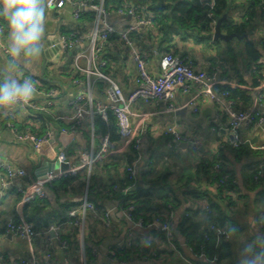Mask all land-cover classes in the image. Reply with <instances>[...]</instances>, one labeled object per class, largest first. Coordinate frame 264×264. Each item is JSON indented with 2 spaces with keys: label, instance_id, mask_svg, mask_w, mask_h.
Listing matches in <instances>:
<instances>
[{
  "label": "crops",
  "instance_id": "0c3cea01",
  "mask_svg": "<svg viewBox=\"0 0 264 264\" xmlns=\"http://www.w3.org/2000/svg\"><path fill=\"white\" fill-rule=\"evenodd\" d=\"M131 1H125V4L135 9ZM258 6L256 5L251 16L246 17L247 5H228L226 13L221 16L227 24L247 21L244 31L236 33L242 36L241 38L214 40L213 27L210 42L197 43L193 39L183 40L180 35H173L169 39V45L161 46L163 39L154 28L139 25L136 31L129 35L130 45L117 36L111 37L99 59L106 61L108 68L104 69L107 68L110 73H105L115 79L124 95L128 97L137 88L138 69L133 52L144 57L146 70L154 76L160 72L159 61L168 46L171 47L172 53L190 59L196 71L208 74L215 71L216 79L211 86L217 94L226 88L244 91L250 103L239 101L238 106L240 109L248 108L259 92L261 64L264 59V13ZM104 10L102 22L111 24L117 32L136 24L133 17L120 14L117 10ZM73 12L74 7L70 4L62 8H46L42 55L27 64L23 56L14 60L5 55L0 47V81L10 75L16 79L30 78L41 88L55 89L52 107L48 112H43L50 117V122H46L45 126L52 133V137L50 143H44L37 148L30 141H21L13 132V129L16 131L22 125L39 127L38 118L35 119L34 115L37 112L20 104L0 108V163L12 168H22L30 176V179H8L5 170L0 168V264L22 260L28 264H149L152 261L157 264H241L246 256L251 255L253 251H259L260 240L264 239V198H261L258 189H250L249 182L256 164L264 157V154L255 153L264 150V130L254 125L243 124L238 132L241 142L247 144L252 152L242 154L238 158L228 151L224 152L226 166L233 173L235 182L233 190L226 192L234 202L226 209L228 221L222 230L209 231L208 226L204 232L211 235V240L217 247L223 243L229 244V250L222 258L219 253L214 258L206 256L199 244L200 235L190 232V236H184L178 230V223L190 210L196 214L197 222L202 223L204 210L200 198L185 197L177 192L175 215L171 223L175 250H171L159 232L150 227H138L127 219L120 206L118 194L97 195L96 191L90 193L87 184H84L85 179L76 180L66 188L56 190L45 185L46 198L43 200L48 206L44 212L53 219L56 215H61L62 204L78 205L88 199L100 207L98 213L108 212V227L97 214L87 212L82 235L70 223L51 224L46 230L38 231V235L30 242L6 231L7 221L22 218L18 186L29 182L43 184L39 182L43 178L38 175L39 170L54 162L57 154L63 153L65 162L72 167L78 164V156L81 153L89 154L91 150L96 149L99 142V134L94 133V121L91 126L89 116H84L77 128L70 127L72 112L69 102L78 94L89 95L95 102H106L104 82L78 72L74 66V55L88 48L87 39L70 50L61 47L60 41L64 34L76 32L86 36L93 29V20L88 22L86 19H75ZM89 12L94 14L91 9H85L82 10V15ZM139 12L143 16H152L144 10ZM2 23L0 40L8 48L10 33L4 19ZM102 26L99 30H102ZM222 33L228 34L225 29ZM249 43L253 49L252 53L256 54L254 58L250 56L252 53L247 52L246 45ZM79 65L86 67L87 60L82 59ZM202 86L204 87L203 84L189 83L186 87L178 89L173 100L174 110H170L163 101L136 99L130 105V122L135 137L138 138V147L133 149L131 142L127 144L122 139L111 144L107 164H117L116 169L110 171L114 181L123 176L127 165L133 166L135 180L139 186L145 184L143 176L151 180L168 173L170 180H176L185 173H194L199 161L212 158L219 144L230 139L229 119L222 109L223 102L200 93ZM44 99L35 94L32 101L42 102ZM191 99L196 100L197 110L189 104ZM167 127H174L185 140L193 141L196 146L187 141L175 143L172 136L165 132ZM97 166L98 163H95L91 167L96 177L93 182L100 185L103 181L99 180H106V177ZM5 182L7 184L3 190L2 184ZM201 183L203 189L215 192V186L209 184L203 175ZM164 193L165 191H159V195ZM53 213L56 214L53 216ZM198 232L202 233V227ZM60 241H64L67 246L64 247ZM128 241L142 250L147 242H152L149 248L157 253V257L144 260L132 253L123 263L112 261L109 250ZM85 248H89L87 256Z\"/></svg>",
  "mask_w": 264,
  "mask_h": 264
},
{
  "label": "built area",
  "instance_id": "2783aa9c",
  "mask_svg": "<svg viewBox=\"0 0 264 264\" xmlns=\"http://www.w3.org/2000/svg\"><path fill=\"white\" fill-rule=\"evenodd\" d=\"M66 4H70L74 7L73 17L75 19H79L80 15L82 14V10L85 9H91L95 14L93 18L94 26L93 29L88 33V35L83 36L81 34H77L76 32H69L62 36L60 44L63 49L70 50L73 49L77 44L82 43L85 38L87 39L88 48H86L85 51L78 52L74 55V66L78 72L85 74L88 77L93 76L96 80L104 82V92L106 99L105 103L95 102L93 101L92 97H90L89 95L86 96L84 94H78L76 97L71 99V101L69 102V107L72 112V115L70 117V120L72 121V125L70 126L71 128H77V126L81 124L84 116H89L91 120V126L93 125V119L95 115H98L102 120L107 121V112L110 111L115 117L117 134L119 135L120 139L124 140L127 144L131 142V147L133 149H137L138 138L135 137L130 122V105L136 99H141L144 101H163L167 103L170 110H174L175 107L173 100L176 91L180 88L186 87L189 83H197L204 85V87L202 86L203 89H201L200 93L205 94L211 99H216L223 102L221 103V106L229 119L228 132L231 137L230 141L234 146H237L239 143H241V140L238 137V132L243 124L254 125L264 130V59L261 64L262 78L260 81L261 83L258 87L259 92L253 104L245 109H236L235 101L229 97L228 91H220L217 94L213 90L211 85L216 79L215 71L209 74L198 72L195 70L193 62L190 59L172 53H165L161 56L159 61L160 72L159 74L153 76L150 75L145 68L144 57L137 52H133V59L138 69L137 88L128 97H126L115 79L111 75L106 74L102 71V68L106 67L107 63L105 60H100L99 56L103 51L106 42L112 36H117L125 44L130 45L131 40L129 35L132 32L136 31L139 25H145L153 28V16H143L132 7L126 9H118V13L133 17L136 21V24L128 26L124 31L117 32L114 26L102 22V16L103 14H105V10L103 8V0H46V8L49 9L62 8ZM208 6V17H212L211 10H213L214 8V0H211ZM212 23L214 27L216 21L214 20ZM101 25H103L102 30H99V27ZM2 32L3 27L0 25V34ZM0 47L2 48L5 55L11 57L8 53V48H6L1 40ZM82 59L87 60L86 67H81L79 65V62ZM35 86V94L41 96L42 98H45V101L33 102L31 100L27 105H20L29 107L35 112H48L53 105L55 89L41 88V86L37 85L36 83ZM189 104L193 107L194 110L198 109L196 100L191 99L189 101ZM13 132L15 137H17L21 141H30L35 148L44 143H50V139L52 137V133L49 130H47L41 137H35L30 132L19 134L14 129ZM165 132L172 136L175 143L187 141L176 129H174V127H167L165 129ZM187 142L196 146L193 141ZM110 146L109 136L107 134L102 135L99 139L96 149L91 150L89 154L81 153L78 156L79 162L77 165L72 167L69 165V168L66 170H61L59 167H57L55 169L46 171L43 184H35L29 182L25 185L18 186L17 189L22 196L21 204L23 205L24 203L32 200L46 198L45 185H49L56 179L66 177L68 175H73L77 172V170L83 167L86 168L89 172L96 161H100L109 154ZM55 160L59 165L66 163L65 155L63 153L57 154ZM0 166H2L6 171V176L8 179H12L14 177L30 179L28 173L22 168H12L10 166L4 165L3 163H0ZM218 167L219 164H216L213 168V171H216ZM125 171L131 177L135 178V170L132 165H127L125 167ZM263 171L264 161H261L258 166L257 172L254 175V179L258 180V177L261 176ZM227 179L228 175H223L221 183L227 181ZM6 184V182L2 184L3 190ZM121 191L124 193L126 189H123ZM132 210V205H129L127 208L123 209L129 221L133 222L138 227H150L156 230L166 239L170 249L175 250V239L171 227V223L175 215L174 207L172 206V204L167 205L166 212L164 213L163 218L160 221L145 222L142 217H138L135 220L131 215ZM203 210L204 212L210 211V207L207 202H203ZM87 212L97 214L106 227L110 225L108 212L98 213L95 204L88 199H84V201L77 208L70 210L68 214V216L73 219V221L69 223L75 226L80 231L81 235L82 227L84 226L85 215ZM261 226L263 225L261 224ZM5 229L9 234L25 239L28 242L32 241L38 235V232L34 230L33 225L27 223L22 218L18 220L13 219L7 221L5 224ZM218 230L219 228L217 226H209V231L217 232ZM203 237L205 240H208L209 233H204ZM60 242L64 247L67 246L64 241ZM123 245L130 246L132 245V243L131 241H128L126 243L118 244L108 252L110 259L115 263H123L119 262L115 258L116 250L121 249ZM134 246L137 247L136 245ZM146 247H151V242H147ZM135 255L140 256L144 260H151L152 258L156 257L157 253L152 248H150L147 255H144L142 252L139 255L138 253H135ZM11 264L28 263L27 261L22 260L19 262L14 261ZM34 264L41 263L34 262Z\"/></svg>",
  "mask_w": 264,
  "mask_h": 264
},
{
  "label": "trees",
  "instance_id": "16d2710c",
  "mask_svg": "<svg viewBox=\"0 0 264 264\" xmlns=\"http://www.w3.org/2000/svg\"><path fill=\"white\" fill-rule=\"evenodd\" d=\"M125 1L127 0H103V8L112 10L126 9L130 6L126 5ZM210 1L211 0H132L131 2L137 12L144 10L152 14L154 31L161 35V38L163 39L160 43L161 46L169 45L171 41L169 39L173 35H180L183 40L193 39L197 43L210 42L213 31L212 22L214 20L217 21L224 13H226L228 5H247L246 17L251 16L255 12L256 5H259V10H262L261 12L264 13V0H214V8L211 10L212 17H208V4ZM93 18L94 14L89 12L87 14H81L79 19L84 21L86 19V21L91 22ZM2 21L3 19L1 20L0 18L1 26L3 25ZM245 26H247V21L239 22V24H227L226 20H223L220 29L222 32L225 29L228 34L234 32L242 33ZM246 49L249 53H252L253 51L250 43L246 45ZM165 53H172L171 47L166 46V49H164V54ZM250 56L254 58L256 57V54L252 53ZM106 67L108 68V65H106ZM107 68H102V71L104 73H110ZM222 91L229 92V97L235 101V107L238 110L240 109L238 106L239 101H244L247 104L250 103V99L246 96L245 92L240 89L228 90L226 88ZM36 112L37 113H34V115L35 119L38 118L37 121L40 123L39 127L33 128L30 125H22L21 128L18 127L16 131H22L21 134L30 132L35 137H41L44 135L47 131L45 123L50 122V117H48L46 113ZM93 121L94 133L96 132L99 134V139L102 135L107 134L109 136L110 145L113 142L120 140L115 125V117L110 111L107 112V121L102 120L98 115H95ZM60 124L63 126L62 123ZM225 151L230 152L238 158V156L248 154L253 150H251L247 144H243L242 142L237 146H234L229 139L225 143L219 144L212 158L199 161L194 173H185L176 180H170L168 173H163L157 178L151 180H148L143 176L145 183L144 186L137 185L135 178L131 177L126 171H124L123 176L119 177L118 181H114L111 178L110 171L111 169H116L117 164L114 163L112 166L107 164V158L110 156L108 154L105 158L95 162L98 163L97 167L101 168V171L105 173L106 177V180H99L103 181L100 185H96V183L93 182L94 179H96L95 171L91 169L88 172L87 169L83 167L77 170L75 174L56 179L47 186L52 190H56L58 188H66L68 184H71L76 180L82 179L83 181V179H85L86 183L84 182V184H87L90 193L96 191L97 195L118 194L120 206L124 209L129 205H132L133 210L131 215L133 219L136 220L138 217H142L145 222L162 220L167 205L172 204L173 207L175 206L177 192L183 194L185 197L190 196L193 198H200L202 202H207L210 207V211L203 212L204 220L202 223L197 222L196 214H193V211L190 210L187 215L181 218L178 223V230L184 236H190L192 233L193 235H200L201 238L199 244H201L206 256L214 258L219 253V257L222 258L223 255L225 256L227 254L229 244L221 243L222 245L217 247V245L212 242L211 235L208 240H205L203 234L205 230H207V227L211 225L217 226L222 230L223 227H225V223L228 221L226 209L234 203L232 197L229 196V194H226V192L233 190L235 182L233 179L234 175L227 168L224 160ZM255 153L263 155L264 150L261 152L256 151ZM127 159L129 160V158ZM261 161H264V157L256 164L253 173L250 175L249 182L251 185L250 189H258L259 195H261V198H264V171L261 176L258 177V180L254 179V175L256 174ZM127 164H129V162ZM216 164H219V167L216 171H213ZM0 168L3 167L0 166ZM225 174L228 175V179L221 183L222 176ZM202 175L206 177L209 184L215 186V192H210L209 190L202 188ZM123 189H126L124 193L121 191ZM159 191H165L164 195H159ZM92 203L95 204L97 210H100V207L96 202L93 201ZM80 204H62L61 215H56L55 218L51 219L49 214H45L44 212L48 206L47 202L43 199L32 200L22 205L21 216L24 221L32 224L34 230L38 232L46 230L51 224L62 225L73 221V219L68 216L69 211L77 208ZM54 214L56 213H53V216ZM201 227L202 233L199 234L198 231ZM61 240L63 239L61 238ZM138 249L144 255H147L150 250L149 247H145V249L142 250L138 246L123 245L121 249L116 250L115 258L119 262H125V260L130 258L132 253H138V255L141 254ZM85 253L87 256L89 248H85Z\"/></svg>",
  "mask_w": 264,
  "mask_h": 264
},
{
  "label": "clouds",
  "instance_id": "9594fccd",
  "mask_svg": "<svg viewBox=\"0 0 264 264\" xmlns=\"http://www.w3.org/2000/svg\"><path fill=\"white\" fill-rule=\"evenodd\" d=\"M0 18L7 23L10 33L8 53L14 60L23 56L27 64L42 55L46 0H0ZM35 93L36 86L32 79L5 76L0 81V108L27 105ZM241 264H264V239L260 240L259 251L246 256Z\"/></svg>",
  "mask_w": 264,
  "mask_h": 264
},
{
  "label": "water",
  "instance_id": "95a60500",
  "mask_svg": "<svg viewBox=\"0 0 264 264\" xmlns=\"http://www.w3.org/2000/svg\"><path fill=\"white\" fill-rule=\"evenodd\" d=\"M223 17L219 18L215 25H214V33H213V39L214 40H218V39H224V40H230L232 39L233 37H238V38H241L242 36H239L238 34L236 33H230V34H225V33H222L221 29H220V26H221V23L223 21ZM244 36V35H243ZM44 68V67H43ZM231 138V137H230ZM182 145H184V143H182ZM59 167L61 170H66L69 168V164L68 163H63V164H58L57 161L55 160L54 162L50 163L49 165H47L46 167H42L40 170H39V173L38 175L39 176H43V178L39 181L40 183H43L44 182V175H45V172L48 171V170H51V169H55ZM51 234H53V232H51ZM149 264H157L156 262L152 261L150 262Z\"/></svg>",
  "mask_w": 264,
  "mask_h": 264
}]
</instances>
